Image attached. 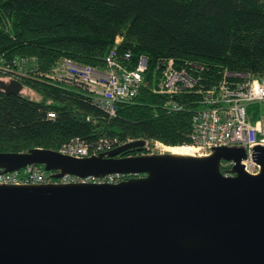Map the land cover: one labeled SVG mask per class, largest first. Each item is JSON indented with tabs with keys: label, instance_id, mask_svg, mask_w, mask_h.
Listing matches in <instances>:
<instances>
[{
	"label": "water",
	"instance_id": "obj_1",
	"mask_svg": "<svg viewBox=\"0 0 264 264\" xmlns=\"http://www.w3.org/2000/svg\"><path fill=\"white\" fill-rule=\"evenodd\" d=\"M19 94L20 81H0ZM74 157L35 147L0 151V168L29 164L82 177L135 174L118 183L0 184V264H264V146L249 172L243 146L207 155L168 151ZM222 160H234L232 175Z\"/></svg>",
	"mask_w": 264,
	"mask_h": 264
},
{
	"label": "trees",
	"instance_id": "obj_2",
	"mask_svg": "<svg viewBox=\"0 0 264 264\" xmlns=\"http://www.w3.org/2000/svg\"><path fill=\"white\" fill-rule=\"evenodd\" d=\"M116 44L120 53L131 50L132 66L141 55L148 57L151 82L166 58L177 67L203 64L205 87L225 68L264 75V0H0V57L6 60L35 58L40 72L63 56L100 67ZM23 82L41 98L0 87L3 152L57 150L75 136L89 143L110 137L186 145L192 115L201 108L197 90L175 95L185 107L168 112L167 95L143 88L108 118L79 89L41 78ZM48 110L56 117H48ZM143 151L150 152L147 144Z\"/></svg>",
	"mask_w": 264,
	"mask_h": 264
},
{
	"label": "built area",
	"instance_id": "obj_3",
	"mask_svg": "<svg viewBox=\"0 0 264 264\" xmlns=\"http://www.w3.org/2000/svg\"><path fill=\"white\" fill-rule=\"evenodd\" d=\"M120 40L118 37L116 43ZM132 59L131 50L120 53L116 44L108 49L100 67L81 64L63 56L50 70L40 72L35 58L14 57L6 60L2 56L0 81H20L23 85L20 93L24 95H27L24 92L27 85L23 82L26 78H41L65 89H79L108 118L117 116L119 105L133 101L143 88L167 95L164 107L168 112L180 111L185 107L175 99V95L197 90L201 93V108L192 115L190 143L186 145L195 148V155L210 154L217 147L243 146L248 154L242 160L245 168L252 173L259 172L260 164L254 159V149L264 146V75L225 68L220 79L205 87L202 83L203 64L189 63V67H177L173 58H166L162 66L157 64L151 82L146 76L149 72L148 57L141 55L135 66L131 65ZM47 115L55 118L56 111L48 110ZM132 140L102 137L89 143L75 136L57 150L81 158L107 153ZM234 164V160H222L223 173L232 175ZM56 172L47 170L43 164H29L12 171L0 168V184L118 183L136 177L135 174L123 172L85 177L66 173L55 177L53 174Z\"/></svg>",
	"mask_w": 264,
	"mask_h": 264
},
{
	"label": "bare ground",
	"instance_id": "obj_4",
	"mask_svg": "<svg viewBox=\"0 0 264 264\" xmlns=\"http://www.w3.org/2000/svg\"><path fill=\"white\" fill-rule=\"evenodd\" d=\"M162 150L161 151H168L175 154H184V155H195L194 147H190L188 145H165L163 143L160 144Z\"/></svg>",
	"mask_w": 264,
	"mask_h": 264
},
{
	"label": "rangeland",
	"instance_id": "obj_5",
	"mask_svg": "<svg viewBox=\"0 0 264 264\" xmlns=\"http://www.w3.org/2000/svg\"><path fill=\"white\" fill-rule=\"evenodd\" d=\"M5 82V81H4ZM25 93L27 94V95H29V96H31V97H34V98H41V96L39 95V93H37L36 91H35V89H32L31 87H29V86H25ZM107 138H110V137H107ZM116 139H118V140H120L121 141V139H119V138H116ZM162 142H160V141H148L147 142V149L150 151V152H159V151H161L162 150V148H161V146H160V144H161Z\"/></svg>",
	"mask_w": 264,
	"mask_h": 264
},
{
	"label": "flooded vegetation",
	"instance_id": "obj_6",
	"mask_svg": "<svg viewBox=\"0 0 264 264\" xmlns=\"http://www.w3.org/2000/svg\"><path fill=\"white\" fill-rule=\"evenodd\" d=\"M126 152L127 151H125V154H123V155H133V152H135L136 154H139V153H143L144 151H143V149L141 150H139V149H136V150H133V152L132 153H130V154H126Z\"/></svg>",
	"mask_w": 264,
	"mask_h": 264
}]
</instances>
